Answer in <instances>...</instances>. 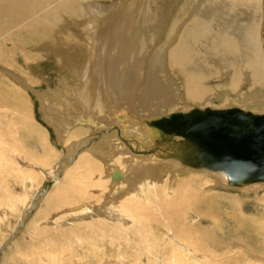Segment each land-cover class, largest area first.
Wrapping results in <instances>:
<instances>
[{
	"label": "bare ground",
	"instance_id": "obj_1",
	"mask_svg": "<svg viewBox=\"0 0 264 264\" xmlns=\"http://www.w3.org/2000/svg\"><path fill=\"white\" fill-rule=\"evenodd\" d=\"M126 1L129 0H0V70L8 73L0 75V166H15L16 172L31 182L33 178L44 176L39 192L33 196V202L13 236L21 231L42 202L58 207L75 202V207L67 209L77 219H82L79 216L85 214L83 219L92 220L89 224L93 226L95 239L111 244L123 239L128 242L127 246L140 250L139 242L149 243L150 235L156 233L153 226L158 224L157 248L161 247L160 253L165 257L170 250L174 254L168 264H188L185 254L202 258L198 261L204 264V260L214 259V249L209 253L205 251L208 248L206 241L209 231H217L219 223L203 226L204 217L209 220L212 217L209 216L211 212L203 213L202 210L209 207V200H216L211 198H225L224 194H216V190L239 189L246 196L254 194L264 208V181L245 183L249 176L234 179L219 167L210 169L199 165L194 161L197 153L194 155L190 148L191 139L178 133L172 134V140L167 141L168 135L163 132L164 124L160 120L190 114L196 109L224 111L238 108L264 114L263 109L253 111L257 99L247 93L246 101H243L248 104L243 107L245 109L231 103L226 106L221 90L218 98L222 102L218 100L214 107H210L211 101L207 102L214 97L215 89L209 84L221 78L228 82L230 93L238 94L248 87L250 94H264V0H179L175 7V0H133L130 10L125 13ZM120 3H123L122 10L116 7ZM110 24L113 26L108 28ZM103 47L109 68L105 89L98 72L103 65ZM153 48L154 52L149 53ZM87 60L83 68L82 64ZM145 60L150 64L148 69L144 67ZM48 62L53 63L59 74L66 76L71 72L76 85L68 86L71 98L60 90L51 94V90L52 96L44 94L41 100V103L47 101L49 105H46L53 109L49 111L48 107H43L42 116L51 130L56 131L59 145L66 147L70 154L59 159L55 169L46 170L43 163H53L58 145L53 142L50 129L39 121L36 103L28 92L32 90L30 84L37 87L41 82L34 75L36 69ZM143 75L147 76L148 83L145 90L141 89ZM129 89L134 93L127 92ZM142 91H145L143 96ZM138 99L141 112L130 113L129 104ZM59 104L63 106L57 112ZM263 106L264 100H260L259 108ZM156 120L157 124H152ZM194 128L198 132L201 125L196 123ZM31 137L40 145V155H32L36 164L14 152V158L10 159L8 149L17 152L18 148L24 152L20 141H28ZM104 173L110 175L114 186H119L115 192L118 197L114 193L110 198L105 193L107 176ZM164 173L168 177L162 179ZM37 181L32 185L35 186ZM149 186L151 197L145 199L141 187ZM129 190L132 196H129ZM83 197L90 202L82 203ZM142 198L145 203L141 202ZM228 200L237 207L243 202L234 197ZM102 214L109 219L102 220ZM160 216L166 220V225L159 223L157 217ZM243 216L246 215L243 213ZM125 225H130L129 231ZM55 231L62 235L68 232L65 229ZM51 232L46 233L50 236L53 235ZM51 237L54 245L65 242L59 235ZM9 240L1 247L2 252L11 243ZM148 248L153 253L157 249L150 245ZM141 252L144 261L152 259L150 253ZM44 254L51 256L52 251ZM155 263L165 264L161 256ZM254 263L248 261L245 264Z\"/></svg>",
	"mask_w": 264,
	"mask_h": 264
},
{
	"label": "rangeland",
	"instance_id": "obj_2",
	"mask_svg": "<svg viewBox=\"0 0 264 264\" xmlns=\"http://www.w3.org/2000/svg\"><path fill=\"white\" fill-rule=\"evenodd\" d=\"M132 1L133 0H129V1L124 2L123 7L125 8V13L130 10ZM178 3H179V0H175L173 3V7H175ZM122 4L123 3H120L119 4L120 6L117 5L116 7H118L119 9L121 8V10H122V8H123V7H121ZM115 20H118V18ZM112 26L113 25L110 24L108 26V28H111ZM121 27L122 26L118 27L116 30H118ZM116 30H114V32H116ZM152 52H154V48L152 50H150L149 53H152ZM102 53H103V65H100V67L98 66L99 67L98 72L100 73V76H102V77H100V79L102 82V86H104L103 89H105V87L107 88V85H108L106 82V81H108V79H106L108 77L106 75L108 74V69H109L108 63H106V61H107L106 60V48L103 47L101 49V54ZM87 62H88V60L83 62V64H82L83 68ZM146 62H147V60H145V62H144V67L148 69L150 67V64H148V62L147 63ZM0 71H1L0 75H7L8 74L4 70H0ZM101 73H102V75H101ZM62 74H59V71L57 68L55 70L53 63H51V62H48V64L43 63L41 65L40 69H36V72L34 73L36 78L41 79V82L37 86L38 88L33 86V85H32L33 86L32 87L30 84L29 88H31L32 90L30 92H28L30 94V96L34 99V102L36 103L35 108H36V114L38 116L39 121H41V123H43V125L45 124V126L50 129V132L52 134V139H54L53 142L58 145L57 146L58 151L56 149V156L52 160L53 163H48V162H47L48 164L43 163L44 169L47 168L46 170L53 169V168L55 169L56 162L59 159L62 160L63 158L68 157L70 155L69 151L66 149V147L59 145V139L57 138V136L54 133L56 131L51 130L52 127L48 124L47 121H45L44 117L42 116L43 107H45V108L48 107L47 109H50V106H47V105H49V103L47 101L45 103H43V102L41 103V100L43 101L44 96L47 95V93L49 94L51 90H52L51 94H53L54 92H58L60 90L61 92H64L63 94H65L66 96L71 98V95H69L70 89L68 88V86L73 87V85L76 82L74 81L73 75L71 72H68L67 75L65 74L66 76H64V73H62ZM12 77L13 76H10V78H12ZM103 77H105V79ZM221 79L215 80L209 84V87L211 89L215 88L213 90L214 91L213 92L214 97H211V99H209L207 101V102H209V101L212 102V103L210 102L212 105L210 107L216 106L217 104L215 102H218V100H221V102H222V99L218 98L220 95V90H221V92H223V94L222 93L221 94L224 98V103H225V105H226V103L228 104L226 106H229L231 103V104H235L237 106H241L239 108L246 107L248 104H246L243 101H246L247 97H245V96H247V94H248V95H250V97L258 100V101L257 100L255 101V104L256 103L257 104L254 106L253 111L254 110L260 111L259 109L264 110V106L262 108H259L260 100H264V94L263 95H259L257 93H251L250 94L249 90L247 92V89H249L248 87L242 88V89L240 88L242 92L238 91L239 92L238 94H236L237 92L236 93H234V92L230 93V91H228V87H227L228 82H225L224 78H221ZM104 81L106 82V84ZM142 81H143V83L141 84V86H142L141 89L145 90L144 88L147 87V84H148L147 83V76L143 75L141 82ZM46 82H48V83L46 84ZM61 85H63V86H61ZM63 87H65V89ZM170 88H172V87L170 86ZM127 92L134 93L133 89H132V91L129 89V90H127ZM240 93H242V94L240 95ZM51 94H49V95L52 96ZM136 94H138V93L136 92ZM143 95H145V91H142V96ZM239 95H240V97H239ZM54 96H55V94H54ZM239 98L241 100H238ZM145 99H148L147 96L145 97ZM137 101L135 100V101H133L134 103L132 102V104H134V105L129 104V107H131V109L128 107V109H129L128 111L130 113L133 112V114H135L136 112H138V113L141 112L140 100L138 99ZM247 102H249V101L247 100ZM61 105L63 106V104H61ZM62 106H60V104H59V106H58L59 108L57 109V112H60L62 110ZM222 106H224V105H222ZM138 107H140V108H138ZM243 109H245V108H243ZM52 110L53 109H50L49 111H52ZM61 117L67 118L66 115H61ZM105 136H107V135H105ZM84 138H82V139H84ZM87 138H88V136H87ZM84 140H86V139H84ZM37 142H38V140L36 138H32V137L28 141L27 140H25V141L22 140V142L20 141V143L22 144V149L24 152H22L18 148H16V150H18V151L15 152V150H13V148L12 149L10 148V149H8V151L10 152V154L12 156L9 155V158L10 159H11V157L14 158L13 155L16 153L18 156H20V158L22 157V158L26 159L27 162L29 159V163L35 165L36 163L33 162L35 160H32L33 159L32 155H34L33 153H36L37 155H40V153H41V152H39L40 145H38ZM119 143H121V142L119 141ZM139 150H141V149H139ZM19 151H21V152H19ZM13 152H14V154H13ZM14 162L17 163L18 165L21 164L19 161L16 162V160H14ZM2 164L6 165V164H10V163L9 162H7V163L3 162ZM13 167L15 168V166H12V165L10 166V168L12 169L11 170L10 168L0 166V214L2 213L0 215L1 216L0 217V252H2L1 247L3 246L4 243L7 242V240L10 239L9 242H11V243L8 242L9 244L3 250L4 252H2V255L0 258V264H37V262H38V264H40V263L41 264H112V263L113 264L114 263L115 264L116 263H118V264H156L155 262H156V258H158V256L162 257L163 263L168 264V262H169L168 259L173 258L174 254L172 253V250H170L167 253L166 257L167 256L168 257L166 259V257L164 256L165 254L160 253L161 247H160V249L157 248L156 240L159 237H155V235H156V233L160 232V231H158V229H159L157 227L158 224L153 226L154 227L153 232L154 233L156 232V233L153 235H150V238L148 241L149 243L144 244L143 242L141 243L138 241L139 246L141 247L140 250L141 251L143 250L144 252H147L148 254L150 253L151 258L153 260L155 259L154 260L155 262L152 259L151 260L149 259L150 261L149 260L147 261L145 259L146 261H144V259H143L144 257L143 256L141 257V255H143L142 252L138 249H134L132 247L127 246L126 244L128 242H125V240H123V239L121 241H120V239L115 240V242L113 244L107 243L106 241H102L101 239H95L94 234H93V230L91 229L93 226L91 224H89L92 220L89 222V220L86 219L88 221V222H86V220L83 219L85 217V214L79 216L80 218L82 217V219H77V216H74L75 214L73 215L70 212V210L67 209L69 207L70 208L73 207L75 202L70 203L68 205L65 204L66 206H61L62 208L60 206L58 207V205H46V204H44V202H42L39 205V207L37 208V210H35L31 214V216L28 218L29 220H27V223H25V225L21 228V231L16 233L17 234V235H15L16 237L13 236V234L16 232L17 226L22 222V219H23V216L25 215V212L31 206V203L33 202V196L37 192H39L41 184L44 180L43 179L44 176L42 177V179H39L40 176H38V178L37 177L33 178L32 182H36L38 179L37 183H35L36 185L34 186V185H32L31 181L24 180L25 176H23L22 174H19L20 172L17 173L16 172L17 168L13 169ZM34 171H37V173L40 172L37 169L36 170L34 169ZM104 175H105V177L107 176L105 178V181L106 180L107 181L105 182L104 190H105V193L111 198V197H113V195L118 194L115 192L117 190V187H119V186H114L112 184V182H110V179H109L110 175L109 174L106 175V173H104ZM166 176L168 177V175H166L164 173V175L162 176V179H163V177L167 178ZM17 177H21V178H17ZM112 185H113L114 189L116 188L115 190H112L113 189ZM138 188L140 191V187H138ZM142 188H144L143 189L144 191H140L141 195H143L144 198L146 196H147L146 198H148L149 195L151 197V194L148 192V191L152 190L151 187L150 186L149 187H141V189ZM131 192L132 191L129 190V192H128L129 196L133 195V193H131ZM144 192H145V194H144ZM111 193H113V194H111ZM212 193H214V192H212ZM215 193L219 194V195L224 194L225 198H222L220 200L218 198H211V199H216V200H218L219 203L222 201V203L224 202L225 204L223 203V205H222V203L219 204L218 202H215L216 200H213V201L209 200V203H210V204H208L209 207L207 206L208 208H204L202 210L203 213H206L207 211H208V213L211 212L212 214L210 213L209 216H211L213 218L212 219L209 217L210 218V220H209L208 218L204 217L205 223L203 224V226L209 227V226H211V224L213 225L214 223H216V224L219 223V225H216L217 231H215V232L209 231L210 232L209 238L206 241L208 248H206L205 251H207L209 253L210 249H214L215 250L214 252H216L214 255V259L204 260V262H205L204 264H209V263L210 264H235V263L236 264H245L248 261H250L251 263H253V261H254L255 262L254 264H258V263L264 264V218H263L264 217V208L261 206L262 203L257 202L256 196L254 194L250 195V196H248V195L246 196L245 193L240 191L239 189L238 190L237 189L236 190H228V191L221 189V190H216ZM262 193H260V195H262ZM106 194H104L103 196H105ZM227 196H228V198L234 197V198L242 199L243 202L240 203L239 207H237L238 205H236V204H234L235 205L234 206L232 203L230 204L231 200H228V198H226ZM10 197H12V198H10ZM117 197H118V195H117ZM123 198L124 197H120L119 199H123ZM144 198H142L141 202L144 201L143 200ZM81 201H83L82 203H84V204H88L90 202V200L88 201L86 197L81 198ZM145 202L146 201H144L143 203H145ZM213 202H215V204H213ZM152 204L154 207V205H155L154 201L152 202ZM70 205H72V206H70ZM141 205L146 206L147 204H141ZM44 206H45V208H44ZM54 206H56V207H54ZM74 207H75V205H74ZM231 207H232V210H231ZM241 207H242V209H241ZM245 207H246V209H245ZM218 208L220 210H218ZM234 208H236L237 211ZM41 209H43V210H41ZM212 209H214V210H212ZM58 210H60V211L57 212ZM210 210H212V211H210ZM3 213H4V215H3ZM217 213H218V215H217ZM240 213H241V215H240ZM243 213L246 215L245 216L246 219L244 216L242 217ZM101 217H102V220L109 219L108 217H106L105 214H102ZM101 217L99 216L100 219H101ZM214 217H216V218H214ZM233 217H235V218H233ZM240 217H242V218H240ZM162 218L163 217H161V216L157 217V219H158L159 223H161V225L162 224L166 225V223H165L166 220L162 219ZM231 218L234 219V221ZM75 219L78 221H76ZM248 219H249V221H248ZM62 220H64L63 222H65V224L63 222H61ZM69 221H71L70 224H68ZM109 221H112V220L110 219ZM247 221L249 222V224ZM112 222L113 223L115 222L114 224H118V221H112ZM55 223H57V224H55ZM62 223L65 226H63ZM125 226H127L126 229H128V231H129L130 225L129 226L125 225ZM155 226L157 229H155ZM38 228L41 230H39ZM36 229H37V231H36ZM56 229H59V230L65 229V230H68V232H67V234L62 235L60 232L56 233V231H55ZM221 229H222V231H220ZM29 230H30V232H29ZM122 230L124 231L125 228H123ZM48 231H52L51 233L53 235H59L60 236L59 238L61 240L64 239L65 242L62 243L61 245L60 244L54 245L51 242L53 240L51 236H53V235L48 236V234L46 233ZM128 231H126V233H125L126 235L127 234L129 235ZM41 234H43V235H41ZM37 236H38V238H37ZM48 237L49 238L51 237V239H49ZM45 238L48 240H46ZM40 240H41V242H40ZM56 241H57V243H60L57 239H56ZM210 243H212V244H210ZM43 244H45V245H43ZM153 244H155V245H153ZM113 245H114V247L115 246L116 247L114 248ZM118 245H120V247ZM148 245H150L151 248L152 247L157 248L156 251H154V253H153L152 252L153 250L148 248L149 250H151V251H149L147 249ZM35 246H39V247H35ZM60 246H62V247H60ZM221 247H222V249H221ZM66 248H67V251H66ZM102 248H105V249H102ZM131 249L133 251L134 250L135 251L133 252ZM90 250H91V252H90ZM242 250H243V253L244 252L245 253L244 254H242V253L238 254V252H241ZM30 251H32V253ZM48 251H52L51 256H49L47 254H46L47 255L46 256L44 254V252H48ZM210 253L212 254V251ZM118 254H120V255H118ZM38 255H40V256H38ZM56 255H58V256H56ZM152 255H154V258ZM31 256H32V258H31ZM126 256H128V257H126ZM184 256H185L186 260L188 259L187 260L188 264L189 263L190 264H193V263L199 264V261L202 260V258H198V257H193V256L188 257V255H186V254ZM33 257H34V259H33ZM49 257H51V258H49ZM28 261L30 263H27ZM102 262H104V263H102Z\"/></svg>",
	"mask_w": 264,
	"mask_h": 264
},
{
	"label": "water",
	"instance_id": "obj_3",
	"mask_svg": "<svg viewBox=\"0 0 264 264\" xmlns=\"http://www.w3.org/2000/svg\"><path fill=\"white\" fill-rule=\"evenodd\" d=\"M160 121L164 124L163 132L168 135L167 141L178 133L191 139L190 148L194 155L197 153L194 161L199 165L210 169L219 167L234 179L249 176L245 183L264 181V114L238 108L196 109L190 114L164 117ZM196 123L201 125L198 132L194 128Z\"/></svg>",
	"mask_w": 264,
	"mask_h": 264
}]
</instances>
